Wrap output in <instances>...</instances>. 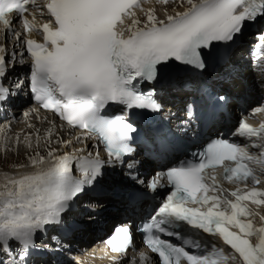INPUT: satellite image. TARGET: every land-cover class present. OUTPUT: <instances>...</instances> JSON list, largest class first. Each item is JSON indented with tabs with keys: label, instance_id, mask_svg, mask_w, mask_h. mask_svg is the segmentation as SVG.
<instances>
[{
	"label": "snow or ice",
	"instance_id": "1",
	"mask_svg": "<svg viewBox=\"0 0 264 264\" xmlns=\"http://www.w3.org/2000/svg\"><path fill=\"white\" fill-rule=\"evenodd\" d=\"M160 2L167 5L169 0ZM186 4L184 11L166 19H158L155 10L149 9L141 22L135 18L141 0H45L48 19L37 24L34 13L31 20L24 16L29 5L39 9L37 0H0V25L9 30L15 13L25 33H42L43 43L32 38L23 41L31 57L35 100L68 126L96 135L109 157L120 159L133 151L128 141L136 129L123 116L101 115L106 106L159 111L150 93L136 90L137 78L155 80L157 65H167L169 60L203 68L200 49L213 41H231L246 21L264 17V0H186ZM125 18L131 23L125 25ZM13 34L21 38L20 33ZM257 47L264 52V37ZM5 51L0 47V77ZM7 92L0 85V100ZM256 111L264 112V108ZM238 135L264 140V123L254 128L241 122ZM26 143L31 147V138ZM198 157L166 173L172 190L144 226L146 246L158 254L160 264H224L229 258L235 260L236 254L241 264H264V216L257 226L256 214L248 207V202L264 205V190L240 187L249 179L260 184L253 165L264 173V151L253 156L246 147L220 139ZM74 160L80 178L72 174ZM30 165L34 171L5 174L0 182V249L13 242L29 249L38 231L59 224L73 199L101 175L104 162L98 154L56 156L49 151L47 157L31 158ZM218 167L223 169L219 177ZM221 180L235 184V190L228 192ZM158 186V180L151 184L154 190ZM184 225L218 236L231 249V257L218 247L202 250L201 242L189 238L187 229L180 230ZM105 243L113 253L125 255L132 243L129 227L117 226Z\"/></svg>",
	"mask_w": 264,
	"mask_h": 264
},
{
	"label": "bare ground",
	"instance_id": "2",
	"mask_svg": "<svg viewBox=\"0 0 264 264\" xmlns=\"http://www.w3.org/2000/svg\"><path fill=\"white\" fill-rule=\"evenodd\" d=\"M44 3H45V0H40V2H38V5H39V9L38 10L43 9V15H41V11H39L40 14H37V15L39 17H41V21H37L36 20L37 24H42V23L46 22V20L48 19V14L46 12V9L43 8ZM186 7H187L186 0H184L183 6H182V0H174V1L169 0V3L167 5H165L162 2H160V0H141V7L135 9V18L139 19L141 22H143L146 19V15H145L146 11L149 10V9H154L155 10V14H156L158 19H166V15H171V14H174L175 12H178V11H184L186 9ZM141 9H143V10H141ZM29 14L31 15V13L27 14V12H26L24 14V16L26 18H29L28 17ZM35 16H36V14H35ZM14 17H15L14 19H15L16 23L21 27L23 24H22V22H21V20H20V18L18 16V14L14 15ZM261 18H264V17H261ZM257 19L255 21H246L242 28L244 29V28L248 27V28L255 29V28L259 27V21H257ZM130 23H131V20L128 19V18H125V25H128ZM15 29L19 30L18 26ZM12 30L13 29L5 30L3 28V26L0 25V47L6 49L5 40L3 41V37L5 39V36L11 35L10 32ZM5 31H8V33H5ZM240 33H237L233 37V39L234 38L236 39L237 37H239ZM253 34H255V32H253ZM127 35H128V33L125 32V36H127ZM259 37H260V35H259ZM27 38L36 39L38 42L43 43L42 33H37V32L34 31V32L29 34V33H25V31H24L23 37L21 39V42H22L23 46L25 45L23 43V41H24V39H27ZM213 42L214 43H220V44H226L228 41L227 42L213 41ZM259 42L260 41H258V42L256 41V43L253 44V46H254V50L253 51H251V50L246 51L244 49L243 52H245V53L242 56V61L240 63L241 68H243L245 66L244 59L246 57H249L250 54H251V56H253L254 54H255V56H259L260 55V52L258 51L259 49L257 47ZM18 50H20V48ZM6 51L4 53L5 65H7L6 60L8 59L7 58L8 55L6 56ZM236 53H241V51L237 50V51H235V53L233 55H235ZM26 56H27V60L24 59V64H22V66H21V68H23V69H20L19 73L23 72L24 67H25L23 65H25V64L27 66L28 63H29V65L26 67L27 71H30V69H31V62H30L31 61V57H30V55L27 52H26ZM14 58L15 57H13L12 55L9 56V63L8 64H12V63L17 62V59H14ZM254 59L256 60V58H254ZM10 62H12V63H10ZM263 62L264 61L260 62L259 65H261L262 69L264 70V65H263L264 63ZM17 63H19V61ZM18 65H21V64L19 63ZM6 68L7 67L5 66V68H4V75L5 76H7V73L10 70L11 66H9L7 68L8 71H7ZM237 69L239 70V67H237ZM246 75H247L248 78H243V79L250 86L253 83V80H252V83H251V78L253 79L254 77L251 76L248 72L246 73ZM262 76H264V74L262 75L260 73L259 77L262 78ZM17 78H18V76H17ZM0 79H1V77H0ZM9 85H11V83H9ZM13 86H14V84H13ZM239 87H240L239 82H233L231 86H228V88H229V90L231 92L238 91ZM4 88L7 89L8 92H9L10 89L8 87H4ZM250 96H251V93L248 92V97H250ZM13 97H14V99L17 98L14 95H13ZM246 97L243 98V100H246ZM24 103H25V101L24 102L20 101L17 105L15 104L14 106H11V107H13V109L10 110L9 112L12 114L13 117H8V115H6L5 112L3 114V110H4L3 104L2 103L0 104V142H1L2 145L3 144L4 145L5 144L8 145L10 142L14 143L15 141H17L19 143V147L18 148H20L22 152L25 151L27 154L30 153L32 158L37 156V154L39 156L47 157V151L45 149V147H47V145L46 146L43 145V142L42 141L39 142L38 139H37L38 143H35L34 139H35V135L37 134V133L35 134V132L38 129L40 131L42 129H45L46 127L44 126V124L47 125V122L50 121V119H49L48 116H46L45 112H39V111H37L35 109L30 108L29 106L26 107L27 103H25L26 105H24ZM8 106H5V108L10 109ZM11 114H10V116H11ZM13 114L16 115V117H15L16 119H14L15 120L14 124L7 121L8 118H10V119L14 118ZM17 115H18V117H17ZM24 115H25V119L23 117ZM48 124H49V122H48ZM51 128H55V126H53V125L50 126L45 132H49L51 130ZM63 130L64 131H63V133L61 135L60 134L58 136L56 135L58 137L57 141H60L62 144L58 145L55 142L51 143L50 147L48 148V152H49V150L53 151L56 156L68 154V155H72L74 157H80V156H84V155H86L88 153L92 154V153H97L98 152L96 143L94 142L95 140L93 142H91V141L89 142L87 137L84 134L80 133V132L73 131L72 129H69V128H63ZM51 132H52V130H51ZM6 134H7V136H6ZM4 135H5V138H3ZM26 137H28V139L31 138L33 140V142H31V145H32L31 147L34 146L35 148H31V147L27 146V143L25 142V138ZM19 141H21V142H19ZM80 141H85L86 142L85 143L86 147L83 146V144ZM10 144L8 146H11ZM18 159H17L18 161H20L21 159L23 160L22 157L18 158ZM14 161L15 160H13L12 163H14ZM25 161H28V162H24V161L21 162L20 161L21 162L20 164H23V166L25 165L24 170L19 171V172L16 171L12 175H8V176H17V175H19L21 173L34 171V169L30 165V161L28 159H26V157H25ZM15 164H17V162H15ZM19 165L17 164L16 166H19ZM3 177H0V182H2ZM87 201L88 202H92V200H87ZM74 215L75 214H71L68 217L72 218V216H74ZM106 215H107V219L109 218L108 220H110L111 219V213H107ZM76 216H77V214H76ZM86 217H88V215H86ZM52 254H56V253L52 252Z\"/></svg>",
	"mask_w": 264,
	"mask_h": 264
},
{
	"label": "rangeland",
	"instance_id": "3",
	"mask_svg": "<svg viewBox=\"0 0 264 264\" xmlns=\"http://www.w3.org/2000/svg\"><path fill=\"white\" fill-rule=\"evenodd\" d=\"M171 1H174V0H171ZM38 9H36V8H34L33 9V13H35V11H37ZM36 14H37V12H36ZM260 18V17H259ZM259 18L257 19V21H259ZM264 37V36H263ZM5 40V39H4ZM5 46H6V44H5ZM6 50H7V46H6ZM15 50V49H14ZM11 54V53H10ZM8 60H9V58H8ZM10 63H12V62H10ZM12 65H14L13 63L12 64H7V65H5L7 68L9 67V66H12ZM6 68V69H7ZM7 71H8V69H7ZM9 85V84H8ZM16 116V115H15ZM17 117H18V115H17ZM14 120H12V121H10L11 123H13L14 124V122H13ZM50 126H52V125H49V126H47L48 128L50 127ZM54 126V125H53ZM46 127V129H42V130H47L48 128ZM57 128V129H56ZM51 130H52V135H51V137H49L48 136V134H46V133H49V132H43V133H41V131L38 129L36 132H35V139H34V142L35 143H38L37 142V137H39V142L40 141H42L43 142V145H47V147H45V149H46V151H47V153H48V148L50 147V145H51V143H57L58 145L60 144H62L60 141H57L58 140V138L56 137V135H58V133L56 132V131H58V130H60L57 126L55 127V128H51ZM8 133V132H7ZM13 134V133H12ZM6 136H7V134H6ZM49 137V138H48ZM3 138H5V135L3 136ZM46 138H48V139H46ZM7 140V139H6ZM28 140V137H26L25 138V142ZM19 142H21V141H19ZM31 142H33V140L31 139ZM11 143V142H10ZM9 143V144H10ZM8 144V145H9ZM7 144H1V142H0V177H3L5 174H7V175H12L13 173H15L16 171H22V170H24V168H25V165L23 166V164H20L21 162H28V161H25V157H26V159H28L29 161H30V159L32 158L31 157V155H30V153H26L25 151L24 152H22L21 151V149L20 148H18L19 147V143L17 142V141H15L14 143H11L10 145L11 146H8ZM31 148H35L34 146L33 147H31ZM50 151V150H49ZM4 156V157H3ZM23 158V160L21 159L20 161H18L19 159L18 158ZM31 157V158H30ZM36 157V156H35ZM18 159V160H17ZM10 160V161H9ZM13 160H15L14 161V163H12L13 162ZM15 162H17V164L19 165V166H16L17 164H15ZM9 164V165H8Z\"/></svg>",
	"mask_w": 264,
	"mask_h": 264
}]
</instances>
